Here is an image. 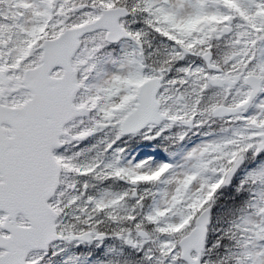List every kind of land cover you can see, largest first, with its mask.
<instances>
[{
    "label": "snow or ice",
    "instance_id": "1",
    "mask_svg": "<svg viewBox=\"0 0 264 264\" xmlns=\"http://www.w3.org/2000/svg\"><path fill=\"white\" fill-rule=\"evenodd\" d=\"M0 264H264V0H0Z\"/></svg>",
    "mask_w": 264,
    "mask_h": 264
}]
</instances>
